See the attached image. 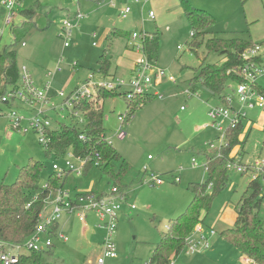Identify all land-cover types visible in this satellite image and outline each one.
Instances as JSON below:
<instances>
[{"label": "rangeland", "instance_id": "374dc122", "mask_svg": "<svg viewBox=\"0 0 264 264\" xmlns=\"http://www.w3.org/2000/svg\"><path fill=\"white\" fill-rule=\"evenodd\" d=\"M181 1L212 16L209 35L238 37L255 43L264 40V0H148L145 3L80 0L78 5L72 0H21L20 10L34 9L32 23L35 25L19 13L12 24L23 30L14 48L19 69L26 67L35 81L43 73L53 72L58 65L61 67L52 78L50 90L52 100L57 104L61 101L57 95L59 91L68 94L85 84L92 73V83L103 80L104 75L97 71L102 54L110 59V67H117L116 75L126 78V68L116 63L123 60L126 50H133L131 32L159 33L155 65L175 78V83L163 81L155 88L163 98L145 96L149 98L122 124L121 130L125 133L122 140L115 137V131L119 126L118 115L126 110L125 101L114 97L104 99L102 104L105 135L121 158L114 161V168L120 170L122 160L128 164L119 181L126 199L121 204L112 236L116 257L106 258L104 264H146L171 221L190 203L192 193L188 184L201 183L208 159L218 157L214 153L220 145V134L213 128H203V124L209 121V108L219 105L220 99L204 90H197L195 94L186 93V90L202 60L219 65L223 56L206 50L204 43L210 36H205L198 48L190 50L192 28ZM124 7L131 10L125 18L119 14ZM78 9L85 18L73 30L69 46L65 47L58 37L61 21L73 17ZM149 11L154 12L153 18L147 16ZM24 23L28 24L25 26ZM0 26L3 28L2 48L12 40L10 27L3 23ZM119 32L127 37L120 36ZM73 62L77 66L72 67ZM228 91L225 87L223 93ZM7 109L2 108L4 112ZM247 118L254 123L251 122L244 143L233 147L228 157L250 166L264 159V120L257 108L247 110ZM55 120L64 125L71 122L66 111L52 114L51 127H55ZM223 127L226 128L225 124ZM209 141L211 145H204ZM29 158L42 162L47 168L40 177L42 186L55 159L46 154L35 134L13 129L7 118L0 116V183L11 184ZM192 159L196 165H192ZM150 173L162 183L150 185ZM250 179L249 171L227 170L224 188L213 197L209 211L201 215L204 231L212 228L215 234L208 239L203 252L189 253L185 246L174 264H250L220 235L222 230L233 227L234 206ZM67 181L64 188L71 194L76 187L104 194L113 184L111 178L96 168L84 176L71 174ZM261 182L264 187V177ZM210 191L208 187L207 192ZM131 205L134 207L130 208ZM49 211L50 206L46 209ZM259 214L264 225V198ZM58 221L56 233L62 232L68 240L63 242L53 237L54 246L50 253L42 252V261L45 264L95 262L101 254L99 243L104 237V231L98 227L97 215L91 213L84 224L74 213H63ZM10 251L25 252L24 249Z\"/></svg>", "mask_w": 264, "mask_h": 264}, {"label": "trees", "instance_id": "16d2710c", "mask_svg": "<svg viewBox=\"0 0 264 264\" xmlns=\"http://www.w3.org/2000/svg\"><path fill=\"white\" fill-rule=\"evenodd\" d=\"M181 6L192 28L188 44L190 50L198 48L204 37L210 36L204 43L206 50L217 52L223 56V61L219 65L205 63L202 60L196 68L195 75L189 81L187 90L191 93L204 90L211 95H217L221 100L228 82L240 81L237 69L242 63V51L256 43L238 37L220 38L209 35V28L213 23L212 16L203 10L187 5L184 1H181ZM19 14L29 19L30 22L28 23H32L35 11L32 8L19 10ZM28 23H24V25L26 26ZM32 24L35 25V23ZM9 27L12 41L9 45L0 48V101L6 90L15 86L19 79V68L16 65V50L14 48L19 42L18 39L23 30L22 27L17 28L12 25ZM118 34L127 37L125 33L119 32ZM158 37V32H147L143 43L144 52L153 64L157 58ZM258 44L264 45V40ZM110 65V59L102 54L98 60L97 71L107 76ZM92 72L95 71L92 70ZM97 92L98 95L95 100L83 99L79 107L83 113L85 112L83 125H79L74 119L69 125L63 123L55 125L56 128L50 132L51 142L45 152L49 156L52 155L54 159L62 158L68 150H72L76 155L89 157V161L86 162L82 170V175H86L92 168L99 169L103 175L113 180V186L121 189L119 181L128 164L122 160L121 169L115 170L113 163L121 158L112 144H108L105 140L102 106L96 108L94 102L98 99L123 98L126 111L131 117L132 113L149 96L133 97L129 100L113 91L98 89ZM240 131L241 127L238 126L226 132V145L220 147L218 157L208 159L204 180L201 183L188 184L187 188L192 193L190 203L183 213L171 221L166 233L161 236L153 248L151 257L146 264H169L183 251L186 245V237L191 234L197 223L203 221L201 215L209 211L213 197L219 194L226 184V163L237 161V158L230 159L228 155L233 147L240 144L237 139ZM80 133L85 135L84 141L79 139ZM244 141L245 139L240 146ZM95 160L99 162L97 167L92 165ZM46 169L42 162L29 158L28 163L20 168L16 179L11 184L0 183V241L2 243L6 245L22 244L34 232L39 221L38 214L42 211L44 200L49 193L65 187L69 175L57 177L51 171L46 178L48 187L42 189L39 182L41 174ZM261 177H264V170L254 179L248 181L246 189L234 206L233 227L220 232V235L232 244L241 256L252 260L254 264H264V225L259 214V207L264 198ZM209 184H211L210 193L207 192ZM74 194L88 196L89 194L100 195L101 193L77 191ZM56 227L57 224L52 226L53 233ZM1 249H5L4 245H1ZM46 252L50 253L51 248ZM41 254L42 252L39 251L21 252L20 264H45Z\"/></svg>", "mask_w": 264, "mask_h": 264}, {"label": "built area", "instance_id": "2783aa9c", "mask_svg": "<svg viewBox=\"0 0 264 264\" xmlns=\"http://www.w3.org/2000/svg\"><path fill=\"white\" fill-rule=\"evenodd\" d=\"M72 1L78 5L80 0ZM135 1L145 3L148 0ZM0 3L5 9L3 24L5 27H9L13 24L16 14L19 13L21 0H0ZM130 11L129 7H124L120 10L119 14L125 18ZM147 16L153 18L154 12L149 11ZM83 18H85V15L80 13L78 9L73 17L68 16L61 21L58 37L62 40L65 47L69 46L73 30ZM0 29L1 38L3 28ZM146 33L133 31L130 34L132 49L137 53V57L126 78L107 75L103 76L102 81L92 83L90 81L92 73L85 84L76 87L68 94L59 91L57 93L61 98L59 104L52 100L48 92L51 89L52 78L56 71L61 70V67L58 65L53 72L47 71L45 73V80L41 84H37L27 68L22 66L19 69L17 84L8 88L1 97L0 116L7 118L13 129L24 134L29 132L35 134L38 143L46 150L51 142L50 132L56 128V126L51 127L52 114L56 113L58 115L60 112L66 111L67 118L76 120L82 126L84 123L83 114L85 113L79 109L82 100H95L98 95V89L113 91L129 100L133 97H144L146 95L162 99L163 94L155 90V88L163 81L175 83V78L172 75H166L163 69L158 68L148 60L143 49ZM94 36L95 34L93 33ZM241 59L242 63L237 69L240 81L228 82V84H232L233 86L226 85L229 91L223 93L219 105L209 108L207 112L209 121L203 124V128H213L220 134V145L214 156H219L220 147L226 145V132L230 129H235L238 126L241 127L237 139L240 144L243 142L244 136L250 130L251 124L254 123L247 118V110L259 109L260 115L263 114L264 120V45L256 43L254 46L245 48L241 53ZM75 66L77 64L73 62L72 67ZM186 93L195 94L196 92L191 93L186 90ZM94 104L96 108L99 105L101 107L102 100L98 99ZM2 108H8L7 112H4ZM60 117L63 118V115L61 114ZM127 118H129V115L126 110L123 114L118 115L119 126L115 131V137L119 140L125 137V133L121 128ZM55 123L57 125L60 122L55 120ZM224 124L226 128L223 127ZM79 139L84 141L86 137L83 133H80ZM105 140L108 144H111L109 138L106 137ZM209 144L211 145L212 142L204 143V145ZM89 159V157H82L74 154L72 150H68L62 158L55 159V162L51 165V169L57 177H62L66 174L81 176L82 170ZM191 162L192 165H196L194 159ZM92 165L97 167L99 166V162L95 160L92 162ZM225 167L227 170L240 173L249 171L251 179H254L264 170V159L256 161L250 166L241 165L237 161H228ZM175 180H178V178L175 177ZM149 183L152 186L158 185L162 183V180L150 173ZM210 186L211 184L208 185L209 188ZM46 187H48L47 182L41 186L42 189ZM125 199L126 196L123 190L113 185H111L107 193L100 195L89 194L88 196H78L74 193H69L65 188L51 191L44 200L42 211L38 214L39 221L36 224L34 232L22 244L6 245L0 241V264H20L21 252L12 253L10 250L24 249V251L28 252H45L54 246L52 238L55 236L66 242L68 238L62 232L56 233V230L54 233L52 232V226L57 224L63 213H74L79 221H82L84 224L91 213L97 215L98 227L104 231L103 240L99 245L101 254L95 262H89L88 264H104L106 258L112 259L116 257L112 236L117 227L118 212ZM48 206L51 208L49 213L46 212ZM133 207V205L130 206V208ZM214 234L215 231L212 228H207L204 231L201 223H197L191 234L185 239V246L189 253L203 252L208 246V239ZM1 245H4L5 249H1ZM244 260L246 263L254 264L248 258ZM169 264H174V260Z\"/></svg>", "mask_w": 264, "mask_h": 264}, {"label": "crops", "instance_id": "0c3cea01", "mask_svg": "<svg viewBox=\"0 0 264 264\" xmlns=\"http://www.w3.org/2000/svg\"><path fill=\"white\" fill-rule=\"evenodd\" d=\"M151 1H156V0H151ZM157 1H163V0H157ZM20 10V9H19ZM5 15V9H4V7L1 5V3H0V25L3 23V16ZM155 15V14H154ZM1 27V26H0ZM118 34V33H117ZM9 35H10V33H9ZM2 38V37H1ZM1 40V39H0ZM1 47V46H0ZM136 56H137V53L134 51V50H126L125 51V53H124V55H123V60H120V61H118V63H116V65H118V64H121L122 66H124L125 68H126V70H127V74L129 75V73H130V70H131V68L133 67V65H134V61H135V59H136ZM111 62V61H110ZM116 71H117V67L116 68H112V67H110L109 68V71H108V75H116ZM116 76H120V75H116ZM45 80V73H43V75L42 76H40V77H38V78H36L35 79V82L36 83H38V84H41L43 81ZM51 90V89H50ZM50 90H49V96L52 98V96L50 95ZM102 104H103V100H102ZM239 148V147H238ZM82 176V175H81ZM69 177V176H68ZM67 180H68V178H67ZM66 182H68V181H66ZM67 184V183H66ZM77 191H79V192H82V191H91V189H84V190H82V189H79V187H76V189L73 191V193H75V192H77ZM51 209V208H50ZM49 213V212H48ZM88 218V217H87ZM87 220V219H86ZM59 222V221H58ZM58 222H57V226H58ZM53 245H54V243H53ZM99 245H100V243H99ZM51 250H52V248H51ZM242 259H246V257H243L242 256Z\"/></svg>", "mask_w": 264, "mask_h": 264}]
</instances>
